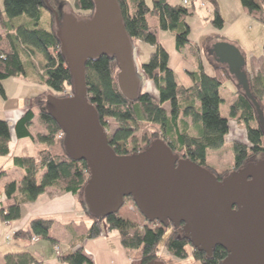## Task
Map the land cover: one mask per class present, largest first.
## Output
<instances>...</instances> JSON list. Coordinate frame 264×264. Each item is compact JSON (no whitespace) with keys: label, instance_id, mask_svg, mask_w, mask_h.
Returning <instances> with one entry per match:
<instances>
[{"label":"trees","instance_id":"trees-1","mask_svg":"<svg viewBox=\"0 0 264 264\" xmlns=\"http://www.w3.org/2000/svg\"><path fill=\"white\" fill-rule=\"evenodd\" d=\"M213 4L211 22L218 27L223 25L216 0ZM61 2V1H60ZM125 29L132 39H138L153 46L148 60L140 65L145 78L150 80L157 90V96L149 91L140 90L133 99L127 98L117 84L118 65L114 55L104 54L85 63V81L87 98L96 108L101 125L106 127V119L112 117L122 123L147 122L157 125L159 130L152 132L140 147L127 149L122 144L133 134L129 126L119 125L111 133L107 132L109 144L118 154H128L144 149L150 142L160 137L169 144L178 156L189 158L206 166V158L211 148H219L229 131L228 117L221 113L224 98L221 87L224 80L231 81L235 87L229 114L245 126V141L234 140L233 168L222 172L211 169L219 179L233 169L241 167L253 157H264V133L258 121L257 105L264 115V41L263 56L255 75H247L248 96L237 84L225 64L215 60V74L206 73L199 64L198 70L188 71L191 78L189 86H183L176 78L169 65V54L158 39L160 29H168L174 34L175 47L180 50L189 42V26L185 16L191 10L181 2L153 0L150 6L147 0H117ZM243 9L254 18L264 22V0H240ZM61 4V3H60ZM54 0H2L0 6V93L5 96L2 80L9 76L31 77L46 86L45 93L31 97L27 107L13 122V133L16 138H28L33 143L42 144L34 155H13L12 162L23 170L19 181L11 179L3 185L4 199L0 207V219L11 222L21 216V204L34 200L42 192L56 190L70 192L77 196L84 211L93 221L87 229L86 238L100 235L102 230H118L119 240L123 247L135 252L140 251L139 264H148L160 259L158 242L165 228L145 224L142 229H130V222L122 216L111 213L103 216L91 215L82 197V189L89 178L84 160L72 159L63 144L59 125L46 111L48 93L65 96L72 92V77L59 49V40L55 27L49 28L41 23L42 9L55 21ZM192 6H194L192 4ZM73 13L80 18L89 17L94 10L93 0H74ZM148 15L156 18L151 25ZM16 18H21L16 21ZM210 36L206 37L205 42ZM216 41H226L221 38ZM235 45V44H234ZM236 46V45H235ZM240 50V49H239ZM241 52V51H240ZM37 58L42 71L37 72L33 59ZM230 79V80H229ZM168 102L166 109L162 104ZM37 117L42 129L32 131ZM189 117L194 127V134L189 131L186 118ZM168 138L170 140H168ZM11 127L8 121L0 118V155L10 150ZM224 174H221L223 173ZM5 169L0 165V177ZM131 198V196H126ZM132 199V198H131ZM147 221H149L146 218ZM52 217H34L25 228L14 230L11 238L30 240L41 237L53 244L56 239L51 236ZM161 225L170 224L158 220ZM104 226V228L102 227ZM103 228V229H102ZM80 243L60 255L59 259L66 264H93L92 258L83 250ZM166 249L176 257L185 258L188 250L201 264H222L226 250L216 245L208 255L193 247L188 239L181 235L180 226L171 224L170 232L164 239ZM33 254L28 250L10 252L4 255L1 264H33ZM133 264V263H131ZM180 264H189L182 262Z\"/></svg>","mask_w":264,"mask_h":264},{"label":"water","instance_id":"water-1","mask_svg":"<svg viewBox=\"0 0 264 264\" xmlns=\"http://www.w3.org/2000/svg\"><path fill=\"white\" fill-rule=\"evenodd\" d=\"M87 18L55 11V34L72 77V92L46 95V111L63 133L72 159L84 160L89 178L82 189L88 212L96 217L116 213L131 196L149 221L180 226L181 235L210 254L216 245L226 250L222 264H264V157L249 160L217 178L204 165L178 156L162 138L144 149L118 154L109 144L96 108L87 98L85 63L109 54L117 59V84L129 99L142 90L145 75L134 62V48L117 0H93ZM211 52L225 64L250 96L244 57L228 41H215ZM257 117L264 133V115ZM148 264H165L155 259Z\"/></svg>","mask_w":264,"mask_h":264},{"label":"rangeland","instance_id":"rangeland-1","mask_svg":"<svg viewBox=\"0 0 264 264\" xmlns=\"http://www.w3.org/2000/svg\"><path fill=\"white\" fill-rule=\"evenodd\" d=\"M72 1L73 0H54L55 11L59 17H61L65 11L72 10V9L69 10L67 7L66 8L64 7L65 2H70V4H72ZM172 2H180V0H172ZM192 4L194 6H192ZM186 6L191 10V13L185 16V22H187L189 26V33H188L189 42H187L180 50H177L175 48L174 34L168 29H160L158 31V39L168 51L169 63L171 65L182 62L183 60L182 58L186 56L189 62L193 64L196 70H198L199 57H201L205 71L209 74L210 73L212 74L214 73V69L213 66H210L208 64V60H206L205 54H203V48H204L203 42L206 39L207 35H212L213 38H216V36L218 38L222 37V40H226V41L229 40L225 38V36L226 35L228 36V34H234L232 33L235 32L234 26H231L223 22V25L221 27H218L211 22L212 10H213V4L211 0H201V2L198 3H192L190 1ZM17 20L20 21L21 18H16V21ZM148 20L151 24L155 23V20L152 17H148ZM41 23L49 28L55 27L54 19H52V17L50 18V15L45 9H42ZM256 23H258L257 25H259L260 22H256ZM261 23L262 25H264L263 22ZM258 34H259L258 28L255 25H253V36L251 38L252 40L245 39L248 46L255 45L254 42ZM240 38L241 40L244 41V39H242L243 37ZM228 42H231L235 45L237 44L235 41L229 40ZM131 43L135 52V56H134L135 65L137 66V69L141 71L140 65L142 63L147 62L149 53L152 51L153 46L146 42L134 38L131 39ZM213 45L214 42L212 43L211 48ZM192 52H196L194 55L195 57H193ZM249 54L250 53H247V58H249ZM33 63L37 72L42 71V67L40 66V62L37 58L33 59ZM182 67L183 65L181 66V68ZM184 73L187 74L184 70L180 69V73H177L178 80H181L180 75L181 74L185 75ZM2 86L5 92V96L3 97V95L0 93V118H5L6 110H11L12 114L11 113H10L11 115L8 114V121L10 122L9 123L10 127H12V118L14 117L13 112L14 114L15 112H19L18 107L19 108H22L23 106L24 108L27 107V104L29 103L32 96L42 91H43L42 93H45L47 91L46 86L44 84L36 82L35 80L31 79V77L9 76L2 80ZM141 86H142V90L149 91L151 95L155 97L157 96L156 88L154 87L152 82L147 78H145V82L142 83ZM234 91H235L234 85L231 84V82H229L228 80H224L223 86L221 87V94L224 98V101L221 103L220 107H221L222 115L228 117L229 131L224 137V142L222 146L219 148L209 149L206 158V167L209 169L210 168L214 169L219 172H222V170L228 171L233 168V151L231 144L234 140L245 141L246 138L245 126L243 122H241L237 118H232L229 114L230 104L233 101V97H234ZM41 97L42 99L46 98L45 94L42 95ZM162 106H164L166 109L169 108L168 102H164ZM186 120L188 121L189 124L190 133L194 134V127L191 124L190 118L187 117ZM106 123H107L105 127L106 133L107 132L111 133L119 125H123V124L133 129L132 136L126 142H124V144H122L123 147L127 149H132L133 147H140L141 145L144 144L146 138L151 136L152 132L159 130L157 125L155 126L147 122L122 123L120 121L115 120L112 117H108L106 119ZM41 129H42V125L40 124L39 120L36 117L32 125V131L36 132ZM56 138H58V136H56ZM168 140L170 139L168 138ZM38 148H39V144L33 143L28 138L20 139L17 144H15L14 142H10V151L5 155H0V163L3 164V168L5 169V173L0 177V183L2 181H6V180L8 181L11 179H15L19 181L21 178L20 171L22 170L12 163L13 154L32 155L35 154ZM258 158L259 157L256 156L253 157L251 160ZM221 174H224V172ZM0 192L2 193L1 187H0ZM0 207H1V203H0ZM116 214L122 216L123 218L127 219L130 222V229H142V227L145 224H148L153 227L162 226L165 228V231L158 242V256L161 260L165 262V264H180L182 262L189 264H201V262L198 259L192 256V251L190 249L188 250V255L185 258H179L171 254L164 245V239L166 235L170 232L171 223L168 225H161L159 222L147 221L144 214L138 209V207L131 198H126L124 200L122 206L119 208ZM89 217L92 219L91 216ZM76 220L77 222L80 223V220H78L77 218ZM60 223H58L57 221V223L51 228L52 234L56 232L57 234H60L59 232H61L62 234L64 233L63 226ZM7 227L8 224H6L0 219V236H2L3 238ZM102 227L104 228V226ZM103 231L106 230L103 229ZM62 236L64 238V235ZM105 236L108 237V240L113 241L114 239H116V237H119V233L118 230H110V231H106ZM6 238L8 239V237ZM104 239L106 240V237L102 239L98 238L97 236L88 238L89 242L87 246L88 249L91 250V252H93L94 254L95 259L93 256L90 257L92 258L95 264H107V262L105 263L107 255L104 252H102V246H100L101 241L105 242ZM40 240L41 239L39 238L38 241ZM107 257L108 260L112 258L111 255ZM125 264H131V261L126 260Z\"/></svg>","mask_w":264,"mask_h":264},{"label":"crops","instance_id":"crops-1","mask_svg":"<svg viewBox=\"0 0 264 264\" xmlns=\"http://www.w3.org/2000/svg\"><path fill=\"white\" fill-rule=\"evenodd\" d=\"M73 1H72V4H70V2H65L64 7L65 8L67 7L69 10L70 9L73 10L74 8H71L73 7ZM152 1L153 0H147L150 6L152 5ZM169 1L172 2V0H169ZM216 1H217L219 12L223 18V22L231 26H234V29H235V32H232L234 34H228V36L226 35L225 38L229 39L230 41H235L237 43L236 45L239 47L244 57L243 69L247 71L248 75L250 76L255 75L256 72L258 71V68H259V65L261 63L262 56H263L262 43L264 41V25H262L261 23L263 21L257 20L251 14L246 12L241 6L240 0H216ZM1 5H2V2L0 0V6ZM148 17H152L155 20V23L153 24H151L148 20V22L151 25H154L157 23V20L154 16L148 15L147 18ZM256 22H260L259 25H257L258 23ZM253 25H255L258 28L259 34L257 35V38L254 42L255 45L248 46L246 40L251 39L253 36ZM4 32H5L4 29L1 28L0 26V34H3ZM208 36L210 37L204 44L203 54H205L206 60H208V64L210 66H213L214 73L212 74L210 73V75H213L215 74L214 64L216 62L214 60L213 53L211 52V45L216 40L220 38L222 39V37L218 38L216 36V38H213L212 35H207L206 37ZM240 37H243L242 39H244V41L241 40ZM192 53H193V57H195L194 55L196 52H192ZM247 53H250L249 58H247ZM182 59H183L182 62L173 64V65L169 63V65L174 71L176 80L179 83H181L183 86L187 87L191 84V78L188 75V71L195 70V67L193 66V64L189 62L186 56L183 57ZM199 64L202 66L203 70L205 71L204 64H203L201 57H199ZM182 65L183 67L181 68ZM180 69L184 70L187 74L185 73H184L185 75L181 74L180 75L181 80H178L177 73H180ZM231 84L233 83L231 82ZM18 110L19 112H15V114L13 112L14 117L12 118V126H13V122L15 121V119L24 110V106L22 108L18 107ZM5 113H6L5 114L6 116L4 119L8 121V114L10 113L12 114V111L6 110ZM8 123L10 122L8 121ZM20 139L15 137L13 133V129L11 127L10 142H14L15 144H17ZM42 146H43L42 144H39V148ZM13 155H26V154H13ZM0 165L3 166V164L1 163ZM22 174H23V170L20 171V177H22ZM6 182L7 180L2 181L0 183V187L2 188V193L0 192V197H1L0 203L1 204L4 199L3 185ZM38 216L54 218V222L51 228L57 223V221L58 223L61 222L60 224H62L63 226L64 233L62 234L61 232L58 231L60 234H57V232L52 234L51 228H50V234L52 237L56 239V243H59L61 245L62 252L72 247H75L77 244H79L80 237H85L87 229L93 221V219H91L88 216V214L84 211L81 203L79 202L75 194H72L70 192L59 191V190H56L54 193L51 194L49 190H46L42 192L41 194H39L34 200L27 201L21 204V216L18 219L13 220L8 223L5 222L6 224H8V227L5 230L4 238L0 236V264L3 262V257L5 254L10 253V252L23 251V250H28L33 254L34 259H35L33 264H66L65 262L59 259V257L57 256V254L55 253L53 249V242H51L48 239L41 238V237H36L30 240L11 238L14 230L19 229V228H25L28 225V222L30 221V219L34 217H38ZM76 218L80 220V223L77 222ZM105 234H106V231L102 230L100 235L97 236L98 238H101V239L106 237L107 241L104 239L106 243L104 241H101L100 246H102V252H104L107 256L109 255L112 256V258L108 260V257L105 255L106 256L105 263L107 262V264L108 263L109 264H125V261L128 260V261H131V263L133 264H139L140 251H135L134 253H132V251L126 249L125 247L121 245L119 237H116V239L111 241V240H108V237L105 236ZM62 235H64V238ZM6 237H8V239ZM39 238L41 239L40 241H38ZM88 242L89 240L86 237L83 238V240L81 241V244L83 245V250L89 256L94 257L93 252H91V250L88 249V246H87ZM93 264L95 263L93 262Z\"/></svg>","mask_w":264,"mask_h":264},{"label":"built area","instance_id":"built-area-1","mask_svg":"<svg viewBox=\"0 0 264 264\" xmlns=\"http://www.w3.org/2000/svg\"><path fill=\"white\" fill-rule=\"evenodd\" d=\"M190 1H191L192 3H198V2H201V0H180V2H181L182 4H184V5H187ZM62 135H63L62 132H59V133L57 134L58 137H60V136H62ZM53 249H54L55 253L57 254V256L60 255V254L62 253V247H61V245H60L59 243H55V244H53Z\"/></svg>","mask_w":264,"mask_h":264},{"label":"flooded vegetation","instance_id":"flooded-vegetation-1","mask_svg":"<svg viewBox=\"0 0 264 264\" xmlns=\"http://www.w3.org/2000/svg\"><path fill=\"white\" fill-rule=\"evenodd\" d=\"M216 176H217V178L220 177L219 175H216Z\"/></svg>","mask_w":264,"mask_h":264}]
</instances>
